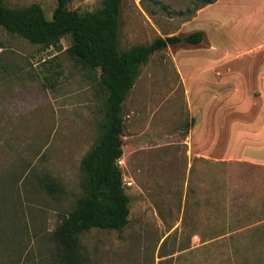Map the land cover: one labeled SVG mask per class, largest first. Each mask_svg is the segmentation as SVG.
Returning a JSON list of instances; mask_svg holds the SVG:
<instances>
[{"label": "rangeland", "instance_id": "rangeland-1", "mask_svg": "<svg viewBox=\"0 0 264 264\" xmlns=\"http://www.w3.org/2000/svg\"><path fill=\"white\" fill-rule=\"evenodd\" d=\"M194 1L121 2V50L157 36L203 37L168 45L141 66L122 105L129 222L80 233L85 264H264V164L244 158L246 119L261 110L247 89L264 85L251 61L264 47L247 49L264 41V11L254 18L246 0H216L194 12ZM4 3H39L51 19L56 0ZM0 42V264H61L52 232L82 194L81 159L100 134L104 92L67 51L69 35L46 47L0 26Z\"/></svg>", "mask_w": 264, "mask_h": 264}, {"label": "trees", "instance_id": "trees-1", "mask_svg": "<svg viewBox=\"0 0 264 264\" xmlns=\"http://www.w3.org/2000/svg\"><path fill=\"white\" fill-rule=\"evenodd\" d=\"M72 0H56L51 19L39 3L12 8L0 0V26L31 43L55 46L70 36L69 54L90 71L104 92L100 134L81 159L83 191L69 215L52 232L59 245L61 264H85L78 235L93 227L122 229L129 222V195L118 164L123 154L122 105L151 55L176 43H199L203 32L157 36L148 43L121 50L118 44L119 12L122 0H102L93 10L70 9ZM216 0L194 1V12ZM0 47H4L0 42ZM52 182L50 186L52 187ZM258 228L260 226H257ZM4 228H0L2 233ZM3 242H1V245Z\"/></svg>", "mask_w": 264, "mask_h": 264}, {"label": "crops", "instance_id": "crops-1", "mask_svg": "<svg viewBox=\"0 0 264 264\" xmlns=\"http://www.w3.org/2000/svg\"><path fill=\"white\" fill-rule=\"evenodd\" d=\"M245 3L246 12L251 13L252 17L256 16V14L259 15V13L264 11V0H246ZM248 16H250V14H248L246 17ZM252 21H254V19H252ZM263 47L264 41L259 43L257 47L249 46L247 49V54L255 53L258 49H262ZM236 54L237 53H234V55ZM255 57L256 56H254L251 61L254 64H256L257 61L260 62L261 73L259 79L260 81L264 82V56H261L258 60ZM229 72L230 74H232V78L228 86V97L230 101L234 100L236 105L237 101L240 100V98L237 99L238 92L240 91L236 80L238 73L237 70H233L231 66ZM247 93L249 95L248 98L251 106H255L259 109L261 108V110L259 111V113L256 112L255 115L253 114L248 117L249 119H246L247 122L245 123V138H247L246 142L250 144L251 147L250 150L246 149V151H244V158L256 163L264 164V85L261 86L252 84L250 88L247 89ZM236 131L237 122L235 121L232 133L235 134V136Z\"/></svg>", "mask_w": 264, "mask_h": 264}]
</instances>
